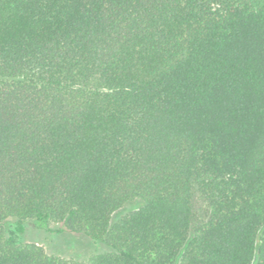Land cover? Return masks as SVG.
I'll return each mask as SVG.
<instances>
[{
  "label": "trees",
  "instance_id": "1",
  "mask_svg": "<svg viewBox=\"0 0 264 264\" xmlns=\"http://www.w3.org/2000/svg\"><path fill=\"white\" fill-rule=\"evenodd\" d=\"M29 221L87 264H264V0H0V264H79Z\"/></svg>",
  "mask_w": 264,
  "mask_h": 264
},
{
  "label": "rangeland",
  "instance_id": "2",
  "mask_svg": "<svg viewBox=\"0 0 264 264\" xmlns=\"http://www.w3.org/2000/svg\"><path fill=\"white\" fill-rule=\"evenodd\" d=\"M139 206L140 202L138 201L127 204L115 214V217L135 210ZM12 229L11 225L6 227L7 232ZM60 229V225L49 222H26L21 234V243L24 245L36 244L51 257L79 264H87L93 256L108 251L106 246L94 244L81 234L67 231L59 232ZM177 264H181L180 259Z\"/></svg>",
  "mask_w": 264,
  "mask_h": 264
}]
</instances>
